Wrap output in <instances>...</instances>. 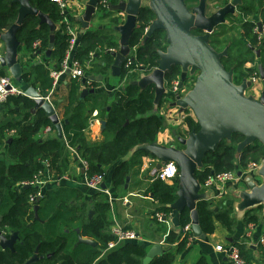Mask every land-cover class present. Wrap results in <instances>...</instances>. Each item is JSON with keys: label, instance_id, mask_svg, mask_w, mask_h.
<instances>
[{"label": "trees", "instance_id": "16d2710c", "mask_svg": "<svg viewBox=\"0 0 264 264\" xmlns=\"http://www.w3.org/2000/svg\"><path fill=\"white\" fill-rule=\"evenodd\" d=\"M30 2L55 24L61 25V28L55 30L52 50V56L56 59L54 68L59 70L70 39L63 21L64 14L52 0ZM18 8L19 4L12 0H0V32H5L17 20ZM155 18L153 10L145 5L139 13L138 26L130 39L131 48L137 47L135 60L138 68L142 66L147 72L156 66L159 51L168 47L161 33L163 31H157L145 40L147 28ZM50 36V23L41 22L40 17L29 15L17 31L21 42L19 54L25 50L30 58L38 50L45 52L49 47ZM38 40L40 43L35 46ZM114 46L116 42L112 36H103L100 31H85L75 57L85 66L91 59V53L95 56L104 54L107 59H112L109 50ZM128 58H132V54ZM20 62L26 86L37 88L39 81L44 90L53 88L54 79L50 76L49 69L45 71L38 64L28 65L30 62L24 63L22 59ZM134 66L124 68L122 78ZM7 74L2 68L0 75ZM179 76L180 66H175L166 75L167 84L171 85ZM135 77L136 73L129 74L128 82L118 91L117 98L112 103L108 102L105 93L91 96L89 110L87 101L90 98L80 100V83L73 79L67 99L61 102L55 100V109L59 110V114L62 109V136H58L43 108L32 111L36 104L34 99L19 94L0 102V151H4L0 156V240L2 235L8 238L12 234L17 236L13 248L0 249V264H24L34 255L39 259L32 264H142L147 254L146 247L131 240L123 241L103 254L109 243L117 240L116 234L111 231L113 221L107 194L94 190L91 198H87V188L81 184L60 182L47 189L41 197L31 200L40 192L39 185L34 184L37 178L45 177L48 170L52 179L58 180L67 174L71 161L76 157L87 161L89 175L101 173L107 176V170L116 165L111 176V186L117 190L123 189L132 168V162L126 157L138 146L156 142L165 123L158 114L160 103L155 104L154 84L141 87L132 83ZM55 91L51 95L52 99L56 96ZM94 109H98V117L106 121L105 140L102 143L88 141L85 136ZM184 121L191 131L199 129L193 116L186 115ZM46 126H51L52 133L48 136L41 135L40 131ZM243 139L242 134L234 133L206 154L203 165L195 172L202 185L214 173L243 169L250 160L259 161L264 157V145L258 141L239 149ZM70 147H75L78 156L71 152ZM178 179L179 175L175 177V185H169L162 179H156L153 184L163 204V210L159 211L166 214L172 211L171 204L177 198ZM26 184L30 186L26 187ZM37 204L38 218L34 209ZM91 209L94 210L92 216ZM197 210L203 235L215 231V218L229 230H233V206L228 205L226 200L213 205L210 200L201 199L197 203ZM255 211V208L246 211V224L261 219ZM191 220L190 211L185 209L181 213V225L185 226ZM77 227L81 228L80 232ZM80 235L94 239L98 244L79 243ZM187 242L188 238L184 237L179 249L186 247ZM237 246L243 259L250 262L244 250L245 244ZM261 249L264 257V246ZM172 260L173 254L165 252L151 264H171ZM196 264H207V261L202 257Z\"/></svg>", "mask_w": 264, "mask_h": 264}, {"label": "water", "instance_id": "95a60500", "mask_svg": "<svg viewBox=\"0 0 264 264\" xmlns=\"http://www.w3.org/2000/svg\"><path fill=\"white\" fill-rule=\"evenodd\" d=\"M101 0H86L84 11L78 17L83 28H88L97 13ZM144 0H120L117 3L109 1L108 7L118 9V12L125 13V20L116 27L120 33V49L118 52H111L115 56L112 70L115 75H120L122 66L127 57L131 54L130 39L138 26L139 13L145 6ZM19 4L17 20L5 31L0 32V40L5 42L6 51L0 57L1 67H7L10 74L19 82L23 81V66L19 60L21 42L17 37V31L29 15L40 17L41 22H48L51 25V36L48 52L54 48L56 24L37 7L33 6L30 0H12ZM155 13L156 18L150 23L146 31L145 40L157 31H164L167 36L168 47L160 50L156 66L150 72L144 74L141 79H134L133 84L146 87L154 84L156 89V100L168 95L171 105L179 107L181 112L193 111L198 125V130H192L187 136L179 137L178 147L163 145L158 142L142 145L140 148L151 151L155 154L159 163L156 170L173 161L179 168V185L177 198L171 204L172 216L176 224L180 223L181 213L188 209L191 214L192 228L196 236L202 237L203 230L200 225L197 203L205 197L202 192L200 181L196 178V170L203 165V159L207 153L214 150L224 139H228L234 133H240L244 139L239 144V149L246 147L256 141L264 145V88L259 98L246 95V89L252 85V80H245L241 84L235 83L233 72L228 70L223 63L226 51H218L210 43V31L212 24L218 20V15L211 18H203V13L195 16L187 7L185 0H149L147 4ZM220 17L223 16L221 11ZM203 25V26H202ZM204 27L207 32L195 34L194 29ZM135 60V56L133 57ZM175 66H180L181 76L179 89L192 75L196 79L191 89L181 94L172 93L167 90L166 75ZM144 69V67H141ZM261 79L264 82V68L260 70ZM101 76H99L100 79ZM96 76L87 75L81 79L82 83L94 80ZM94 89H83L81 96L94 92ZM25 95L35 100L32 111L43 108L54 124L58 136L63 134V123L57 113L55 106L46 101L38 88L29 86ZM102 127L105 128L106 121L102 120ZM11 140V139H9ZM263 178L261 184L253 180V176L246 177L251 192L245 195L249 205L264 204V163L259 169ZM238 175L243 176V171L238 169ZM129 183L130 176L127 177ZM30 186L29 184L25 185ZM103 188L107 183L102 184ZM39 205H35L36 217L38 218ZM94 213L92 209L90 216ZM80 232L79 229H77ZM16 234L10 238L1 236L0 249L13 248L16 242ZM78 242L97 245L98 242L91 238L79 236ZM163 252L162 244H154L146 254L144 264H149L156 256ZM34 257H31L24 264H32Z\"/></svg>", "mask_w": 264, "mask_h": 264}, {"label": "crops", "instance_id": "0c3cea01", "mask_svg": "<svg viewBox=\"0 0 264 264\" xmlns=\"http://www.w3.org/2000/svg\"><path fill=\"white\" fill-rule=\"evenodd\" d=\"M110 1L117 3L120 0ZM85 2L86 0H71V3H73L75 8H73L72 6L71 10H69V17L72 20H75V27L79 32L80 40L85 31H100L102 32L103 36H112L113 41L116 42V46L112 47L113 49L109 50L110 54L112 55L111 52H118L120 49V33L117 31L116 27L124 22L125 13L118 12V9H111L108 6L102 7L103 10L99 8L97 13L93 17L90 26L88 28H83L81 22L78 20V17L84 11ZM144 4L147 5L148 3ZM261 8L263 9V11L261 12L262 16H264V0H261ZM59 28H61V25L58 23L56 24V29ZM255 48L257 49V53L254 64L252 63L251 58H248L244 66H246L247 69L254 68L256 69V71L260 72V70L264 68V31L261 32V39L259 40L258 45ZM250 49L252 51V48ZM5 51V42L0 40V57L4 56ZM131 54L136 57L137 47L132 48ZM251 55L252 53L249 55V57ZM21 59L24 63L25 61L26 63L30 62V64L28 65H41L45 71L49 69L50 72L56 65V59L52 56V51L49 53L48 49L45 52H41L40 50H38L37 52H34V54L30 55V58L27 56L26 51L23 50L19 54V60L21 61ZM127 59L122 66L120 75H115L112 70V65L115 62V56L112 55V59H107L104 54L95 56V54L92 53L91 59L89 60L90 66L87 67V75H94L96 76V78L94 80H88L85 84L82 83L81 80L79 81L80 100L90 98L91 96L96 94L105 93L108 102L112 103L116 100L118 91L121 90L123 86L128 82L130 73H136L135 79H141L144 74L147 73L145 69L138 68L135 60V66L132 68V70H128L126 76L122 78L121 74L123 69L130 67H126ZM2 68L5 70V72L8 73L7 75L11 76L12 79L20 87H23L25 89L28 87L23 81H17L10 74L7 67H1L0 65V73ZM254 73L252 72L253 75ZM99 76H101L100 79ZM72 80L73 79H71L68 74H63L59 77L55 91L56 96H54L52 99L54 106L55 100L61 102L67 99L72 85ZM259 81L255 79L253 86H256L254 91L257 90V92H254L252 90L253 95L251 94L252 96L257 98L260 97L261 89L264 88V82H262L261 80ZM37 88L41 93H45L46 91L48 93V91L50 90H44L41 87L39 81L37 82ZM85 88L94 89L95 91L81 96L82 90ZM190 89H188L187 92ZM171 101L172 99H170L168 95H165L159 101H157L155 97V104L157 105L160 103L158 114L165 120L163 128L158 133V139L156 142L163 145H173L178 147L180 146L178 138L185 137L191 132L184 121V117L186 115H191L195 118V120L197 119L195 115L190 111L185 112V115H182L183 112L179 110V107L172 106ZM91 104L92 98L88 99L87 101L88 110ZM56 111L59 114V110H57V108ZM95 112L96 115L94 114ZM178 113L183 119H181L178 115L176 116V114ZM61 114L62 109L60 110L59 114L60 119L62 118ZM91 118V123L85 131L86 139L91 142L102 143L105 140V128L102 127V119L98 117V109H94L92 111ZM173 121L175 123H172ZM180 122L181 124H179ZM49 127L50 126L44 127L40 131V134L46 136L50 135L52 133V128L50 130ZM55 131L57 132V130ZM141 146L142 145L138 146L126 157V159H130V161L132 162V168L129 175L130 181L128 183V181L126 180L123 189L117 190L111 186V176L116 165H113L107 170L106 183L108 188L111 190V194L113 197V201L110 202V217L113 221L111 231L113 233H115V231L118 229H128L135 231L137 233V237L131 241L144 244L147 252L154 244H162L163 252L161 255H163L165 252H171L173 254V260L171 264H196L202 257L206 259L207 264H231L226 255L216 249V245L226 244L228 242L237 245H239L240 243L245 244L246 248L244 250H246V256H248V258L250 259V262H246V264H264V257L261 249L262 245L260 246L259 244L260 236L264 231V204L249 205L245 200V195L252 191L246 177L253 176L254 182L258 185L261 184L263 182V178L259 174V170L254 173L245 172L243 173L244 175L241 177V179L233 183H227L224 186L225 193L223 196H221L223 197V199L220 198L221 200L217 199L218 201H213L210 198L211 194L216 195L222 192L218 187L202 189V192L205 195L203 199L210 200L213 205H217L220 201L226 200V203L228 205L233 206L232 215L234 216L235 220L233 230H229L220 222V220L215 218L214 221L216 228L213 233L206 236L203 235L202 237L196 236V239L187 242L186 247H184L183 249H179V244L184 239L181 217L180 223L176 224L174 217L172 216L173 210L168 214H166L164 211H159L163 210V204L157 196V189L155 188V186H153L156 179H161L158 176L159 170H156L159 159L151 151L141 149ZM139 150H144L146 152ZM3 153L4 151L1 150L0 156H2ZM260 161L264 163V157L261 158L258 162ZM66 176L68 177L67 179L55 181L48 180L43 184L40 183L39 187L41 192L44 193L47 189L55 187L60 182H68L77 185L81 184L83 187L87 188V198H91L92 192L95 191L86 187V185L83 183L84 169L81 159L76 157L73 161H71ZM162 181L168 183L169 185L176 184L175 178L166 180L162 179ZM251 208L256 209L255 212L256 214L261 216V219L258 222H255L256 227L252 230L251 237L245 238V229L247 224L244 217L246 211ZM158 213L164 215L162 219L158 218ZM76 229H79L81 231L80 227H77ZM109 249L107 248L103 254L105 255ZM159 256L160 255L156 256L154 259ZM33 257V263L39 259L37 255H34ZM144 259L142 264H144ZM151 262L149 264H151Z\"/></svg>", "mask_w": 264, "mask_h": 264}, {"label": "built area", "instance_id": "2783aa9c", "mask_svg": "<svg viewBox=\"0 0 264 264\" xmlns=\"http://www.w3.org/2000/svg\"><path fill=\"white\" fill-rule=\"evenodd\" d=\"M53 2H55L61 12L64 14L63 17V21L66 24V28H67V32L70 35V39H69V47L67 49L66 55L63 59V61L61 62V67L59 70H56L55 68H53L50 72L51 76L53 77L54 81H53V88L50 89L48 91V93H42L43 98L46 101H49L50 103L53 104L52 102V93L56 90V86L58 84V79L61 75L63 74H68L70 76L71 79H75L80 81L82 78H84L85 76H87V67L90 66L89 61L86 64V66L81 62L80 59H77L75 57V52L77 51L79 45H80V38H79V32L77 30V28L75 27V20H72L69 17V10H71V7L73 5V3H71V0H52ZM110 0H101L100 1V5L102 7H106L108 6ZM40 40H38L37 42H35V46L39 45ZM92 54V53H91ZM133 64V59L128 58L127 62H126V67H129ZM179 80L180 78L173 80L171 82V85L167 84V90L169 92L172 93H176V92H180V89L178 87L179 85ZM255 81V79H254ZM189 83L185 84V87L182 89L184 90L186 87L188 86ZM25 88L20 87L13 79L11 76L9 75H0V102H4L6 101V99L11 96V95H19V94H23L25 95ZM184 94V93H183ZM96 115V112L94 113ZM49 129L51 130V126L49 127ZM70 150L73 154H76L78 156V152L75 149V147H70ZM82 165H83V169H84V179H83V183L90 189L95 190V191H100L103 192L105 194H107L109 196V200L110 202L113 201V197L111 194V190L108 188V186L106 188L102 187V184L104 182H106V176L105 174H101V173H95L94 175H89L88 174V163L86 160L81 159ZM263 162H258V161H251L247 164V166L243 169H241L243 171V173H251V172H257L261 166H262ZM49 171L47 170L46 176L45 177H41V178H37L34 181V184L39 185L40 183L43 184L48 180H52V177L50 176V174L48 173ZM179 174V168L177 166V164L173 161H169L167 163H165L162 168L159 170L158 176L161 179H173L175 178L177 175ZM242 176L238 175L237 169L235 170H226V171H222V172H218V173H214L212 175H210L205 183L202 186V189H210V188H214V187H218L220 189V194H216L213 195L211 194V200H215L218 201L217 199L221 200L220 198L223 199L224 193H225V188L224 186L229 183V182H235L239 179H241ZM68 177L62 176L60 177L58 180L61 179H67ZM42 196V192L40 190L38 196H34L31 198V200L33 201L35 198L37 197H41ZM126 200V199H125ZM158 218L162 219L163 218V214L158 213ZM256 227V223L255 222H249L246 226L245 229V238L251 237L252 235V230ZM182 232H183V236L188 238V241H192L193 239H196V235L193 232V228H192V222L187 223L185 226H183L182 228ZM115 234L117 236V240L116 241H111L109 243L108 249L110 248H114L116 245H118L119 243L123 242V241H128V240H133L137 237V233L135 231L132 230H128V229H118L115 231ZM259 244H261L262 246H264V231L262 233V235L260 236V240H259ZM216 249L220 252H223L226 257L229 259L231 264H246V261L243 259V257L241 256L240 253V249L237 245L230 243H226V244H218L216 245Z\"/></svg>", "mask_w": 264, "mask_h": 264}, {"label": "flooded vegetation", "instance_id": "af4514ba", "mask_svg": "<svg viewBox=\"0 0 264 264\" xmlns=\"http://www.w3.org/2000/svg\"><path fill=\"white\" fill-rule=\"evenodd\" d=\"M185 3L189 10L194 13L195 16H198L201 13V10L203 13V18L205 19L218 15V20L213 22L211 26L212 29L210 31L209 38L210 43L213 45V47H215V49H217V47L221 45L224 40H226L227 42L229 41L225 37L227 33H230L235 29L238 30L240 34L239 39L233 38L228 44L229 47L227 46V49L222 50L226 51V55H224L223 57V63L226 66L225 62L230 59V57L228 56L230 55L231 49H237L240 48V46L243 48L247 47L244 51V54L247 56V58L240 63L241 68L240 65H235L233 67V70H231L233 72V79L235 83L241 84L245 80H252V85L247 88L249 89L253 86L255 82L254 79H257L258 81L261 80L263 82L260 72L256 71V69L254 68L247 69L246 66L244 67L248 58H251L252 63L254 64L257 53V49L255 47L258 45V42L261 39V32L264 31V16H262L261 13L263 11V9L261 8V0H185ZM190 3L192 7L190 6ZM221 11H223L222 17L219 16ZM206 32L207 29H205L204 27H198L194 29L195 34H204ZM161 33L162 35H164L167 42L166 33L164 31ZM248 35L250 37H248ZM248 47L252 48V51L248 50ZM250 52L253 56L251 55L249 57V55L251 54ZM133 57L134 56L132 55L131 59H133ZM134 61L135 60L133 59V64ZM226 68L230 70L228 66H226ZM237 69H243L245 72L237 75V73L235 72V70ZM251 71L253 73L255 72L254 75ZM196 77V75H192L186 80L185 84L189 83V81H195ZM237 79H239L240 81L237 82ZM262 90L263 89H261V91ZM179 93L182 94V89H180ZM185 112H183L182 115H185Z\"/></svg>", "mask_w": 264, "mask_h": 264}, {"label": "rangeland", "instance_id": "374dc122", "mask_svg": "<svg viewBox=\"0 0 264 264\" xmlns=\"http://www.w3.org/2000/svg\"><path fill=\"white\" fill-rule=\"evenodd\" d=\"M144 3H148L149 2V0H144L143 1ZM190 6L192 7V5H191V3H190ZM224 36V35H223ZM229 41L227 42L226 40H224L223 42H222V44L221 45H219L218 47H217V49L219 50V51H222V50H224V49H227V46L229 47V42L233 39V38H237V39H239V37H240V34H239V32H238V30L237 29H235V30H233L232 32H230V33H227L226 34V36H225ZM225 37H224V39H225ZM246 50V48H243V47H241L240 46V48H237V49H231V52H230V55L228 56V57H230V59L228 60V61H226L225 63H226V66H228V68L230 69V70H233V67L236 65H241L240 63L243 61V60H245L246 58H247V56L244 54V51ZM241 53H242V55H241ZM244 54V55H243ZM253 56V55H252ZM245 67V66H244ZM237 68V67H236ZM245 69V68H244ZM235 72L237 73V75H239L241 72H245L243 69H237V70H235ZM179 78H180V76H179ZM240 81V80H239ZM239 81H237V82H239ZM193 82L194 81H189V83L190 84H188V86L189 87H186L184 90H182V93H186L187 92V90L188 89H190L191 87H192V85H193ZM255 85L253 86V87H251L250 89H248L247 90V95H253V92H252V90L254 91V89H255ZM254 92H257V90H255ZM190 110H187V112H189ZM191 113H193V111H190ZM194 114V113H193ZM180 116V118L181 119H183L182 117H181V115L178 113V114H176V116ZM177 119V118H176ZM177 121V120H176ZM172 123H175L174 121L172 122ZM179 124H181V122L179 123ZM177 125V124H176ZM253 160V159H252ZM252 160H250V162L252 161ZM52 181H55V180H53L52 179ZM228 243H230V242H228ZM260 246H261V244H260Z\"/></svg>", "mask_w": 264, "mask_h": 264}]
</instances>
